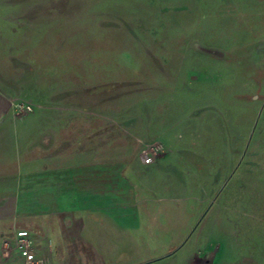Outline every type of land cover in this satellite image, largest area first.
Segmentation results:
<instances>
[{
	"label": "rangeland",
	"instance_id": "obj_1",
	"mask_svg": "<svg viewBox=\"0 0 264 264\" xmlns=\"http://www.w3.org/2000/svg\"><path fill=\"white\" fill-rule=\"evenodd\" d=\"M0 83L108 128V263L264 264V0H0Z\"/></svg>",
	"mask_w": 264,
	"mask_h": 264
},
{
	"label": "crops",
	"instance_id": "obj_2",
	"mask_svg": "<svg viewBox=\"0 0 264 264\" xmlns=\"http://www.w3.org/2000/svg\"><path fill=\"white\" fill-rule=\"evenodd\" d=\"M1 85L0 264H26L13 249L21 231L51 264H111L87 231L109 217L127 232L134 227L131 209L142 199L132 174L109 173L108 128L76 125L69 110L22 113L15 107L21 97ZM116 207L120 219L109 212Z\"/></svg>",
	"mask_w": 264,
	"mask_h": 264
},
{
	"label": "built area",
	"instance_id": "obj_3",
	"mask_svg": "<svg viewBox=\"0 0 264 264\" xmlns=\"http://www.w3.org/2000/svg\"><path fill=\"white\" fill-rule=\"evenodd\" d=\"M17 109L28 111L32 109L30 104H16ZM15 253L21 254L25 258L26 264H51L44 257L37 254L34 242L27 231H21L13 246Z\"/></svg>",
	"mask_w": 264,
	"mask_h": 264
}]
</instances>
